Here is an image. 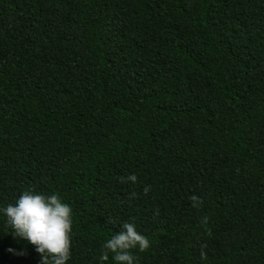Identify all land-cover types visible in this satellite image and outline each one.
<instances>
[{
	"label": "trees",
	"instance_id": "16d2710c",
	"mask_svg": "<svg viewBox=\"0 0 264 264\" xmlns=\"http://www.w3.org/2000/svg\"><path fill=\"white\" fill-rule=\"evenodd\" d=\"M29 185L66 264L125 221L138 264H264V0H0V205ZM39 262L0 217V264Z\"/></svg>",
	"mask_w": 264,
	"mask_h": 264
},
{
	"label": "clouds",
	"instance_id": "9594fccd",
	"mask_svg": "<svg viewBox=\"0 0 264 264\" xmlns=\"http://www.w3.org/2000/svg\"><path fill=\"white\" fill-rule=\"evenodd\" d=\"M118 179L135 182L136 176L128 174ZM192 200L195 205L198 197L193 196ZM0 217L14 237L34 245L40 254L39 264H66L70 259L72 209L57 192H44L29 185L13 202L0 205ZM149 244L148 237L136 230L134 222H122L119 230L100 245L98 264L107 261L109 254L114 264H138L132 250L143 252Z\"/></svg>",
	"mask_w": 264,
	"mask_h": 264
}]
</instances>
